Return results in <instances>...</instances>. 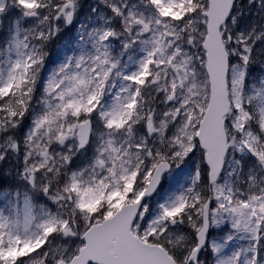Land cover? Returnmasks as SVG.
Segmentation results:
<instances>
[{"label": "snow or ice", "instance_id": "snow-or-ice-1", "mask_svg": "<svg viewBox=\"0 0 264 264\" xmlns=\"http://www.w3.org/2000/svg\"><path fill=\"white\" fill-rule=\"evenodd\" d=\"M0 264H264V0H0Z\"/></svg>", "mask_w": 264, "mask_h": 264}]
</instances>
